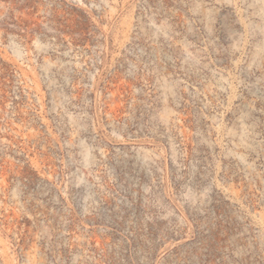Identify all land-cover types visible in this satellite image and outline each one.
I'll list each match as a JSON object with an SVG mask.
<instances>
[{
    "label": "rangeland",
    "instance_id": "1",
    "mask_svg": "<svg viewBox=\"0 0 264 264\" xmlns=\"http://www.w3.org/2000/svg\"><path fill=\"white\" fill-rule=\"evenodd\" d=\"M0 264H264V0H0Z\"/></svg>",
    "mask_w": 264,
    "mask_h": 264
}]
</instances>
